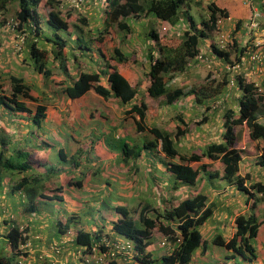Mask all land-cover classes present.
Masks as SVG:
<instances>
[{
  "label": "crops",
  "instance_id": "0c3cea01",
  "mask_svg": "<svg viewBox=\"0 0 264 264\" xmlns=\"http://www.w3.org/2000/svg\"><path fill=\"white\" fill-rule=\"evenodd\" d=\"M117 1L122 3L124 0ZM110 2L111 0H106L108 7H111ZM209 2L212 1L207 0V2H204V0H190L187 6L189 9L193 7L195 12H197L196 10L200 8V6L201 8L206 7ZM213 2L219 7L226 8L229 13L228 21H225L224 26H222L223 31L225 33H235L238 37L239 34H241L243 38L244 34L241 30L242 21H244L245 15L248 12V7L252 9V5L249 4L248 0H240V4L237 0L236 4L232 1H225L222 2V4L218 3L216 0H213ZM250 11L252 12V10ZM250 11L248 15L251 13ZM80 12L81 16L87 17L88 22L84 26L78 21L74 22L81 27L82 32H78L70 26L68 31L71 36L69 38L72 39V41L80 40V42L83 43L87 41L88 38L95 37L96 33H101V42H97V44L102 47V51L107 54V56L113 55L115 47L119 48L124 57H126V60L120 63L113 61L112 64H115L118 71L132 86L136 87V85L139 84L140 89L144 83L145 73L149 68L150 52L152 51V55L155 57L159 56L158 50L155 47L156 41L147 35L148 31L152 28L156 29L159 27L158 35L160 38H162L161 34L164 33L176 34L179 36L181 32L186 29L188 24L183 12H180V18L173 25H169L151 15L146 16L145 14H142L145 15V17L142 16V18H135L132 15L126 18L123 17L121 20L125 25H129V32L132 31L135 25L139 26L136 34L140 36L138 37L134 34V38L130 37L132 33L125 36L123 31L118 30L119 28L116 22L108 23L103 6L96 0H85L80 7L79 13ZM181 13L186 22L181 21ZM8 14L9 12L5 11L3 8L0 11V38H2V42H0V84H3L1 85L0 93L5 94L3 92V89L7 90L5 88V82L9 83L8 86L11 87V76H16L22 78L23 83L28 86L29 95L32 98L22 95L17 97V100L22 102L29 111L18 110L14 108L13 103H10V106L4 104L0 105V153H2L3 156V161L0 164V185L3 184V187L0 189V210L2 211L0 215V239H3V242H0V249L3 247V251L1 252L2 256L9 257L13 262L17 263L20 260V253L12 250L4 237L9 227L13 225L19 226L21 229L25 227L28 236L25 242L21 244L23 245V251L27 253V261H23L21 264H32L30 260H33L35 251L40 249H43L39 251L40 253L45 251V242L49 235H51L52 240H59L63 246L62 253L58 256L59 259L64 258L70 262L65 263V261H61L60 264H72L77 262L75 253H73V247L76 245L75 239L77 232L80 230L93 233L95 230H98L99 233L109 234V231L112 230L113 222L118 217L117 213L114 211V207L117 205L125 206L129 209L130 213H136L135 217H137L138 211L144 206L150 205L162 211L163 209H171L184 198L203 193L207 196L206 206L211 207L213 211V206L216 208L217 206L222 207V209L230 207L235 197L234 193L240 191L237 190L233 184L227 183L222 178L224 165L220 160L211 161L208 158H203L200 162H191L190 165L194 169L198 168L202 163L207 164V167L205 171L199 173L194 185L189 186L180 184L174 179L166 166L159 161V157L162 156V154L158 152L156 154L149 149H139V145L142 143L135 145V141L142 133L146 134L147 137L144 138L146 140L152 139V137L146 130L137 134L136 121L139 118L136 114H125V110L129 108L128 104H122L117 98L104 99L93 90L87 91L78 98L71 99L65 95L63 89L66 85L71 84L80 71H99L103 67L104 61L99 54L95 53L93 45H91L92 48L90 47L89 52L91 56L90 59L93 61L92 66L88 67L80 62L79 66L87 67V69L76 66L74 70H71L69 66H74L75 61L68 60L67 51L65 60L62 59L66 72L62 71L63 68L59 65V62V69L56 65L52 70L51 67H48V60L51 61V63L53 62V64H55L57 60L59 61V59H56L57 52H54V50L52 51L49 45L51 51L49 54L46 51V55L48 54V56L45 59L44 68L46 67L47 71L51 74L46 76L43 72H40L35 65L33 66V64H35L34 59L31 57L30 51L26 48V44H28L29 47V43L33 41L37 43L39 40L42 41V38L26 32L22 47L20 49L15 48L18 33L8 27L10 26L7 23L9 19ZM190 14L192 15V13ZM203 15H207V13ZM147 18L151 19V24L146 23L145 19ZM193 18L195 19L194 16ZM195 20L197 21V19ZM239 20H241V24L239 28L236 29V24ZM261 20L258 29L248 32V38L251 39V44H253L254 47L248 49V52L246 51L242 57L245 60L242 73L247 74V78L258 86L260 94L263 95L262 103L264 105V67H261L260 71L258 69L254 71L251 67L252 65H257V61H250L249 58V54L264 50V19ZM111 23L112 25L110 28H113V31L108 32L107 25ZM8 35L12 36V43ZM206 43V39L202 40L199 45L200 48H203ZM256 43H260V46H255ZM45 47L47 50V44H45ZM247 55L249 59H247ZM217 61L222 64L219 58H217ZM17 62L21 63V70L13 67V64ZM194 65H197V67H194ZM204 65L205 64L202 62L194 61L190 68H186L184 71L179 72V75H177V73L173 76L174 83L177 85L194 84L185 82L188 80L194 81L195 77L203 71ZM220 68L223 69L221 65ZM55 72H58L59 76H57ZM179 79L180 81H184L179 83L177 81ZM102 80L103 83H105V77H103ZM5 95L9 96L10 90ZM238 95L239 91L237 86H235L233 97L236 98ZM149 99L161 100V102L158 103V107H161L158 108L155 113L156 120H150L154 115H148V117H146L143 122L146 127L155 124L160 128L170 131L173 135L178 128H186L185 134L181 136V141L178 143L179 148L177 149L180 154L189 155L191 153H199L208 143L220 142L222 140V123L219 121L217 112L211 109L209 111V118L203 121V115L201 113L202 108L195 104L193 97L188 96L178 99L170 105L165 104L162 97L158 99L146 97L145 102L148 107ZM229 99H231V97ZM37 105H44L46 107L44 111L45 118L38 120V122L34 120ZM187 109H189V113L185 112ZM191 112L196 114L195 119H192L194 121L193 127H191L189 123L190 118L188 117L189 114H192ZM77 116L79 119L76 118ZM261 116L264 117V113L258 114V117ZM3 118H7V122H5ZM168 120L169 124L167 125L165 122ZM10 121H17L18 125L22 124L24 128L9 124ZM44 122H47V129L56 131L57 134L60 131L59 136L62 138V146H59L58 149L55 147L52 149L41 148L40 146L36 147L38 145L30 148L28 145V139L26 137L28 128L35 126V128L40 129L42 124L44 125ZM63 131L65 133H63ZM69 136H71V138ZM10 137H19L21 140L15 143L9 140ZM96 137L98 141L95 140V146H97V144L100 145V151H102L101 156L103 158L98 160V162L100 161V163L103 164L101 172L102 180L100 179V181L90 184L91 180H89L88 177L86 178L87 180L84 181L85 176L82 180H75L74 177L68 176V173H72L73 169H79V167L75 169L78 163L70 166L67 164L68 159L73 158L76 154L80 155V159L84 161L88 160L89 154L93 158L92 163L84 164L87 168H91L92 170L100 169L101 166H98V162L95 160L98 155L92 153L94 142H91V140ZM122 137L131 138L130 142L123 141L122 143L129 145L127 147L128 153L140 150L137 156H125L120 145H115L114 149H112L107 144L109 143L107 140L109 138L121 140ZM184 138L185 140H183ZM84 139L85 141L91 139L90 142L86 143V148L88 147L90 149L87 155L85 151L79 152L81 149L79 142ZM187 140H189L190 143L186 142ZM241 141L242 142H238V147L243 149L242 160L239 164V173L241 175L248 173L249 179L245 181V185L248 186L255 181L264 183V165H260L257 163V160H255V158L260 155L257 146L261 145V142L247 139L245 130L242 133ZM12 153L17 155H30L31 158L37 161V164H31L29 169H15L16 171L14 170V172L10 173L4 160L11 159L10 156ZM62 156H64L65 159L62 158ZM51 158L57 163L55 166L54 162H50ZM175 160L177 161V159ZM59 161L61 163H59ZM80 167L85 168L83 164ZM91 169H89L90 173L95 174ZM215 171L219 173L218 177H207L206 173H215ZM44 175L46 176L45 178ZM169 179L173 180V182H169ZM207 179H213L216 183L214 185L212 183L211 190L209 189L210 191L207 190V192L204 193L201 192V187L205 186ZM75 181L78 182V185L86 188L89 193L93 190V192L90 193V195L93 196L98 194L97 188H107V193L111 191V187L115 188L114 193L117 197L116 200H112L105 210L97 209L99 216L108 221H106L105 226L96 227L95 224L89 225L88 219L89 216H91V210H84L83 207L76 208V203L70 202L69 200L66 202L74 209L70 208L69 205L61 206V213L56 215L52 224H49L43 219L40 222L32 220V224L25 222L31 215L35 216L36 209L41 208V201H64L68 196L67 192L64 190L65 185L74 187ZM238 194L239 193H237V197L239 199L237 202H240L241 197ZM90 195L80 194L81 197ZM131 199H135L136 201L133 207H131L132 204H128V201ZM31 200L34 201L36 205V208L34 206L33 212L29 211L32 207V204H29ZM251 201L252 199L250 203ZM214 202H216L217 205H215ZM250 203L245 204V207H241L239 212L246 213L250 211ZM253 211L258 216L259 222L262 221L263 223L259 227L257 236L252 240L256 257L250 262L251 264H264V201L257 203ZM223 214L224 211L220 212V215L224 218L225 216H223ZM7 216H9V218H7ZM22 220L25 221L22 222ZM69 221H72L71 225L68 224ZM205 225H203L205 227L204 229H202L203 226L200 229L203 239L206 241V251H203L201 247L196 249L188 264H236L233 261L234 258H236L233 251L226 248L223 249L224 247L212 243H210L211 246H209V242L204 236L211 233L212 227H209V224ZM49 228L50 230H48ZM225 230L226 232L223 237L228 239L235 231L234 219L228 224ZM58 232L59 235H57ZM156 233H158V236H156ZM156 233L154 232L153 234L154 239L162 236L159 232ZM159 239L162 240V238ZM40 242H42V248L38 247ZM154 242L155 241H153L152 247L157 248L156 245L158 244L155 245ZM256 242H260L259 247L256 246ZM25 243H29V245L24 246ZM46 252L47 251L44 253ZM246 257H249V255L247 254ZM243 260L249 261L248 258H243Z\"/></svg>",
  "mask_w": 264,
  "mask_h": 264
},
{
  "label": "trees",
  "instance_id": "16d2710c",
  "mask_svg": "<svg viewBox=\"0 0 264 264\" xmlns=\"http://www.w3.org/2000/svg\"><path fill=\"white\" fill-rule=\"evenodd\" d=\"M189 1L124 0L119 3L117 0H111V7L105 10L107 12V22H116L119 30L123 31L125 35L130 33V29L129 25H125L121 19L131 15L135 18H139L142 14L151 15L169 25H173L180 18V12H183L188 24L186 29L178 36L176 44L163 42L158 32L153 29L148 31L147 35L156 41L155 47L159 56L155 57L152 55V51L150 52L149 68L145 73L144 83L140 91H138L139 87L132 86L118 71L115 64H112L113 61L120 63L126 60L119 48L115 47L113 55L107 56L102 51V47L97 44V42H101V33H96L95 37L88 38L85 41V45L80 40H77L81 49L87 48L90 50V47L92 48L91 45H94L97 53L103 59L104 65L99 71H80L78 76L73 79L71 84L66 85L63 91L67 97L72 99L82 96L89 90H93L104 99L117 98L122 104H128L129 108L125 110V114H136L139 118L136 121L137 134L146 130L152 137V139H144L142 144L139 145V149H149L156 154L157 152L162 154L159 157V161L166 166L167 170L180 184L194 185L199 173L205 171L207 167V164L202 163L198 168L194 169L190 165L191 162H200L203 158H208L211 161L220 160L224 165L222 178L227 183L233 184L237 190L247 196L246 204L250 203L251 199L252 201L250 203L251 210L247 215L239 214L235 217L233 235L228 239H225L222 235H217L211 242L252 261L256 257L252 240L257 236L259 227L263 223L262 221L259 222L258 216L253 210L257 203L264 201V183L255 181L247 186L245 181L249 179L248 173L245 175L239 173L243 149L238 147L241 131L237 128L244 126L247 139L261 142V145L257 144V150L260 155L256 160L260 165H264V124L258 121V114L264 112L263 95L259 93L254 82L249 80L240 70L235 72L233 78L239 95L231 99L226 94V87L232 77V72L230 73V71L225 70L224 72V69L220 70L216 76L214 72H208L204 82L196 86L192 84L177 85L173 80L171 81V78L175 73L184 71L187 60L193 58L199 51L204 49V47L200 48L199 46L202 40L206 39L208 41L211 39V54L223 60L224 64L230 62V66L240 63L245 52H248V49L254 47V45L251 44V39L248 37L245 44L241 43L242 37L239 43L234 41L229 46L235 53L232 61L230 59V48L228 50H220L215 45L216 34L220 30L218 21L219 19L226 21L229 18L227 9L217 6L213 1L209 2L205 12L207 15L201 14L200 20L196 21L187 6ZM7 2L10 4L8 5ZM182 7H186L184 11H181ZM2 8L13 14L12 23L8 26L10 29L17 30L21 34L29 32L32 35L41 37L44 42L51 43L54 52H57L56 59H59L58 62L63 68L62 71L66 72L62 59L65 60L66 44L69 38L67 36L62 38L57 31L64 30L65 34L71 35L68 31L71 26L76 31L82 32L79 25L71 22L72 12L76 9L79 13L80 6L69 4L68 0H0V11ZM77 21L82 25H86L88 22L85 16H80ZM42 24H45L49 30H53L56 33L52 32L53 34L50 35L44 33L41 28ZM240 24L241 20L236 24V29L239 28ZM207 50H209V47ZM29 51L34 59L35 67L46 76H49L51 73L47 71L46 67L44 68L46 50L40 48L38 43L33 41L29 43ZM103 77L106 79L105 83H103ZM10 80V95L6 96L0 93V105L10 106L9 104L13 103L14 108L29 111L22 102L17 100L19 95L32 98L29 95L28 86L23 83L20 77L11 76ZM188 96L193 97L195 104L202 108L203 121L209 118L211 109L217 112L219 121L222 123V140L208 143L199 153L182 155L179 153L175 143L180 141L181 136L186 132V128H178L173 135L170 131L155 124L146 127L143 122L149 114V107L145 102V98L158 99L162 97L165 104L170 105L178 99ZM45 109L44 105H37L34 114L36 122L45 118ZM114 146L109 145L112 149H114ZM128 146L125 143L120 145L125 156H137L139 154L140 150L128 153ZM2 158V153H0V164L3 161ZM62 158L65 159L64 156ZM4 163L7 164V168H25L23 165L21 167L15 166L14 163L10 162V159H5ZM206 175L208 178H215L219 176V173L217 171L215 173L208 172ZM206 202L207 196L203 193H198L193 197L182 199L171 209L160 211L150 205L144 206L138 211L137 217L130 213L125 206L117 205L114 207V211L118 217L113 222L112 230L123 236V239L127 240L129 245L122 250L121 254H116L111 259H107L106 264H188L196 249L201 247L203 251H206V241L203 239L200 228L213 215V210L211 207L206 206ZM29 204H32L29 211L33 212L34 206L36 208L34 201L31 200ZM155 231L162 235L163 239L161 242L164 241L165 245L157 246V248L152 247ZM96 234L80 230L77 232L73 253H75L78 260L72 264H99L91 256L85 261L79 258L81 257L79 255L81 250L84 253L92 251L93 241H99V239L94 237ZM57 235H59V232ZM100 236L102 234L99 233V238ZM4 237L10 248L20 253V264L23 261H27V253L23 251V245H21L28 238L25 227L21 229L19 226L13 225L9 227ZM45 243L44 250L47 252L40 253L39 251L43 249L35 251L34 256L32 255L33 260H30V263L60 264L61 261L69 262L64 258L59 259L58 257L61 255L63 247L59 240H52L51 235H49ZM38 247H43L42 242L38 244ZM160 249L162 251L159 252L158 250ZM94 253L99 254L100 250L96 249ZM246 253L249 257H246ZM0 264L19 263L13 262L11 258L0 254Z\"/></svg>",
  "mask_w": 264,
  "mask_h": 264
},
{
  "label": "rangeland",
  "instance_id": "374dc122",
  "mask_svg": "<svg viewBox=\"0 0 264 264\" xmlns=\"http://www.w3.org/2000/svg\"><path fill=\"white\" fill-rule=\"evenodd\" d=\"M210 1H213V0H210ZM216 1L218 3H221V4H222V2H225V1H232L234 4H236V0H216ZM237 1L240 4V0H237ZM204 2H207V0H204ZM248 2H249V4L252 5V9H251V7L250 8L248 7V9H247L248 12L245 15L244 21H242V28H241V30H242V32L244 34V37L242 38L241 43H243V44L246 43L247 37L249 36V34H248V32H249L248 31V27H247V25H245L246 22L250 20V16H251L250 14L251 13L248 15L249 11L256 9L258 13H260V14L263 13L262 15L255 16L253 18L255 21L261 22L262 21L261 19H264V9H263L261 0H248ZM8 4H10V3H8ZM185 8L186 7H182L181 8V11H184ZM196 11L197 12H195V9L193 7L190 9V13H192V15L198 21L200 19V16H202L203 14H205L206 7L201 8V6H200V8H198ZM80 16H81V12L77 14L76 9H74V11L71 14V22L72 23L76 22L77 19ZM142 16L145 17V15H141L139 18H142ZM8 18L9 19H8L7 22L12 23V21H11L12 18H13L12 12H10L8 14ZM145 21H146L147 24H149V23L151 24V19L147 18V19H145ZM181 21L186 22L185 21V18L182 15V13H181ZM4 22H5V19H4ZM109 25H107L108 26L107 27L108 32H112L113 31V28H110L111 25H112V23L109 24ZM222 26H224V24ZM113 27H114V24H113ZM41 28H42V31L44 33H48V34L51 33V34H53L55 32L53 30L52 31L49 30L45 26V24H42L41 25ZM109 28H110V31H109ZM137 29H139V26L135 25L132 28V31L130 32V33H132V34H130V37H134L135 38L134 34H136ZM153 29H155V28H153ZM158 29H159V27H157L155 29V31L159 32ZM221 32H224L222 28H221ZM57 33L62 38H66V36L69 38L71 36L69 34H65L66 32L64 30L57 31ZM218 34H216V36ZM128 35H129V33L126 34L125 36H128ZM161 35H162L161 36L162 37L161 39H162L163 42L166 41L167 43H173V44H176L178 42V40H177L178 35H176V34H173L172 35V34L164 33V34H161ZM137 36L139 37L140 35L138 34ZM8 38H10V41L12 43V40H13L12 36H9ZM71 40L72 39L67 40V44H66L67 48H66L65 52L68 51V60L74 59V56L76 57L75 59H77V60L74 59L75 60V64H74V66L73 65L69 66L70 69L71 70H74V67H76V66L80 67L79 66V63L80 62H81V64L86 65L88 67L92 66V62L93 61H92V59H90V55H89L90 50H88L87 48L81 49L80 48V44H79L78 41L72 42ZM0 42H2V38H0ZM137 42H139V41H137ZM210 42H211V39H209L208 42L206 43V45L203 46V47H204V50H206L207 57L209 59H212V56H211L212 54H211V50H210L211 47H209L210 46ZM45 44H47V50H46ZM83 44L85 45V42H83ZM49 45L51 46L50 49L53 51V45L51 43H49V42L46 43L43 40L40 41V42H38V46L40 48H42V49H45L48 52V54L51 51L49 49ZM95 45H97V44L95 43ZM26 46H27L26 47L27 50H29L28 44H26ZM208 47H209V50H207ZM230 49H231L230 50L231 51L230 59L233 61L234 60L235 53L232 50V48H230ZM48 54L47 55L45 54L46 57L48 56ZM66 55H67V53H66ZM213 60H214V62L212 63L211 67L204 66L203 69H202L203 71H201L200 74L195 77V80L194 81L188 80L185 83H194L192 85H195V86L196 85H200V84H202L204 82V78H205V76H206V74L208 72H214V75L216 76L218 74V72H220V70H223V69H224V72H225V70L226 71H230V73L232 72V77L231 78H234L235 72H237V70H234V68H231V70L227 69L224 66L225 64L223 63V60H220L222 64H220L217 61V58L216 59H213ZM228 64H230V62ZM34 65L35 64H33V66ZM55 65L58 68V60L56 61L55 64H53V62L51 63V61L48 60V67H51V69H53V68H55ZM220 65H221V67H223V69L220 68ZM13 67L21 70L22 65H21L20 62H17V63H14L13 64ZM194 67H197V65H194ZM80 68L87 69V67L85 68L84 66H81ZM55 73L57 74V76H59V73L58 72H55ZM177 75H179V73ZM202 80H203V82H202ZM52 81H53V79H52ZM177 81L179 83H181L184 80L180 81V79H179ZM8 84L9 83H6L5 82V85H6L5 88L7 89V90H4L3 89V92L5 94H7V92H9V90H10V87L8 86ZM1 85H3V84H1ZM136 87H139V84L136 85ZM138 89L140 91V87ZM234 90H235V85H232V84L229 83V85H227V87H226V94L228 96H230L231 98H233ZM148 101H149V114L148 115H154L152 117L150 116L151 117L150 120H152V119L156 120L155 113L157 112V109L161 107V106L158 107V103L161 102V100H151V99H149ZM263 109H264V105H263ZM185 112L186 113H189L190 111H189V109H187V110H185ZM263 113H259V114H263ZM195 115L196 114L192 113V114H189V116H188L190 118L189 123L191 124V127H193L194 121L192 119H195ZM76 118L79 119L78 116ZM3 119L5 120V122H7V120H8L7 118H3ZM46 123L47 122H44V125L42 124V126H41L40 129H37V128H35V126H32V127H29L28 130L26 131L27 132L26 133V137L28 139V145L30 146V148H33L34 146L38 145L36 147H39L40 146L41 148H49V149H52L53 147H55L56 149H58L59 146H62V138L59 136L60 131L57 134L56 131L47 129ZM49 123H52V122H49ZM165 123L168 125L169 124V120L167 122H165ZM9 124H13V125H15L17 127L24 128V125H22V124L21 125H18L17 121L16 122L10 121ZM191 129H193V128H191ZM237 129H239L241 131V136H242L243 130L245 129L244 126L243 127H238ZM63 133H65V132L63 131ZM69 137L71 138V136H69ZM146 137H147L146 134H143V133L140 134L139 137H138V139L135 141V145L136 144H139V143H142L143 139L146 138ZM9 140L10 141H14L16 143L19 140H21V138H19V137L18 138L17 137H10ZM90 140L91 139L85 141V139H84V140H81L79 142V145L81 147V149L79 150V152L80 151H85L86 152V155L90 152V149L88 147L86 148V143L90 142ZM92 140H91V142H94V146H93L94 148H93V152L92 153H96L98 155L97 159H95L96 162H98V160L103 159L102 156H101V152L102 151H100L101 147H100L99 144H97V146H95L96 145L95 140L98 141V138L97 137L96 138H92ZM107 140L109 142L107 144H109V145L110 144L111 145H117L118 146V145H121L123 141L130 142L131 138H129V137H127V138L122 137L121 140H118L116 138H111V139L109 138ZM183 140H185V138ZM180 141H181V139H180ZM180 141H178V142L175 143V145H176L177 148H179V144L178 143ZM186 142H189L190 143L189 140H187ZM240 142H242L241 141V137H240ZM4 152H5V150H4ZM10 157H11L10 162L14 163L15 166L18 165L19 167H21V165H23L25 167V168H20V170H25L27 168L29 169L30 166H31V164H37V161L35 159L31 158L30 155L27 156V154L17 155L15 153H12ZM256 159L257 158H255V160ZM92 160H93V158L89 154H88V160H85V161L82 160V159H80V155H77V154L74 155L73 158H69L68 161H67V164L70 166V165H73V164H77L78 163V166L75 169H77L78 167H79V169L78 170H74L73 169V172L72 173H68V176L74 177L75 180H82V178H84V176H85L84 181H86L87 180L86 178L88 177L89 180H91V183L90 184H92V182H98V181H100L101 175H102L101 172H102V166H103V164L100 163V161L98 162V166H101L100 169H98V170H92L91 168H87V166L84 164V163H92ZM50 162H54L52 158L50 159ZM59 163H61V162L59 161ZM43 164H45V163H43ZM56 164L57 163L54 162V166ZM82 164L85 166V168H81L80 167ZM15 169H17V168H15V167L13 169L12 168H9L10 173L14 172ZM89 169H91L92 171H94L95 174H91L90 171H89ZM45 177L46 176L44 175V178ZM169 180H170L169 182H171V183L173 182V180H171V179H169ZM212 183L214 185L216 183V181L213 180V179H207V182H206L205 186L204 187H201L202 188L201 189V192H204L205 193V192H207V190H209V189L211 190ZM224 185H226V184H224ZM2 187H3V184L0 185V189ZM111 188L113 190L111 189V191L108 192V193H107V188H97L96 190H97L98 194H96L95 196H93V195H90V193L93 192V190L89 193L86 188H83V186L78 185V182L75 181L74 182V187H71L69 185H65V187H64L65 192H67V194H68V196H67L68 199L65 198L64 201H60V200L59 201H57V200H49V201L44 200V201H41V203H40L41 208H37L36 209L35 216L31 215L30 217H28L26 219V221L25 220H22V222L25 221L26 223H31L32 224V220H35L37 222H40L43 219L46 222H48L49 224H52L53 221H54V218H56V215H58L59 213H61V211H60L61 206L69 205V203L66 202L67 200H69L70 202L72 201V202L76 203V206H75L76 208L83 207L84 210H91L90 211L91 216H89V219H88L89 225L95 224L96 227H98V226L99 227L105 226L107 220H105L104 218H102V217L99 216V214L97 213V209H99V210H105L106 207L108 205H110V203H111L112 200H116L117 197H116V195L114 193L115 188L114 187H111ZM237 193H239L238 195H240V197H241L240 202H237V200L239 199L237 197ZM237 193H234V196L235 197L233 198V203L230 204V207H225L224 209H222V207H218L217 206V208H216L215 206H213V209H214L213 215L209 218L208 223H207V224H209V227H212V231L207 236H204L207 239V241L209 242V246H211L210 243H212L211 241H212V239L215 236H217V235L224 236L225 235V232H226L225 229L227 228L228 224H230V222L233 219H235V217L237 215H239V214L247 215V212H249V211H247L246 213L239 212V210H240L241 207H245L247 196L243 192H237ZM80 194H86V195H90V196L81 197ZM128 204L129 205L132 204L131 207L135 206V204H136L135 199H131L130 201H128ZM214 204L217 205L216 202H214ZM92 205H94V206H92ZM69 207H70V205H69ZM70 208H72V207H70ZM72 209H74V208H72ZM223 211H224L223 216H225L224 218L220 215V212H223ZM68 212H70V211H68ZM1 214H2V211L0 210V215ZM132 214L134 216H136V213H132ZM7 218H9V216H7ZM50 219H52V220H50ZM17 221L21 222L20 220H17ZM68 224L71 225L72 224V221H69ZM225 224H226V226H225ZM204 228L205 227L203 226L202 229H204ZM48 230H50V228ZM156 232L157 231H155V233ZM109 235L112 238H119V239L120 238H123V236L119 235L118 233L114 232L113 230L109 231ZM156 236H158V233H156ZM159 238H162V236H159L158 238L154 239L155 245L157 243L159 245V243L161 241ZM0 242L2 243L3 242V239H0ZM259 243L260 242H256L255 243L257 247H259ZM158 247H160V245ZM2 249H3V247H1V249H0V254L3 251ZM223 249H225V248H223ZM158 251L160 252L162 250L160 249ZM156 253H157V251H156ZM235 257L236 258H234L233 261L236 264H251L250 261L243 260V258L239 254H235Z\"/></svg>",
  "mask_w": 264,
  "mask_h": 264
},
{
  "label": "built area",
  "instance_id": "2783aa9c",
  "mask_svg": "<svg viewBox=\"0 0 264 264\" xmlns=\"http://www.w3.org/2000/svg\"><path fill=\"white\" fill-rule=\"evenodd\" d=\"M82 0H68L69 4L74 5V6H78L80 5ZM262 6L264 7V0H261ZM261 15L260 13L257 12V10H253L251 16H250V20L246 22L245 25H247L248 30L252 31L254 29H258L260 26V23L255 21L253 18L255 16H259ZM223 22V19H219L218 21V25L219 27H221ZM241 36L236 35L233 36L230 33H225V32H220L219 35L217 36L216 40H215V45L217 46L218 49L220 50H228L229 46L231 44L234 43V41H240ZM23 40V36L20 37L19 42H22ZM255 46H260V43H256ZM17 48H20V43H17ZM249 58L250 61H257V65H252L251 69L255 70H259L261 69V67H264V50L261 52H253L251 54H249ZM248 55H247V59ZM196 60H198L199 62H202L204 64H206V66L211 67L213 60L209 59L207 56H205V54L203 52H199L196 57ZM245 64V60L244 58L241 59L240 63H235L234 65L230 66V64H225V67L227 69L230 68H234L235 70H240V72H242L243 69V65ZM244 75L246 77L247 74L244 73ZM233 80V79H232ZM256 85V84H255ZM94 243V244H93ZM93 249L90 253H84L82 250L81 252L83 253H79V255H81V259H83L84 261L88 259L89 256L95 258L96 262H98L99 264H106V262L108 261L107 259H111L112 257H114L116 254H121L122 250L129 245V242L127 240L124 239H119V238H114L111 239L109 237L106 236H100L99 241H93ZM29 243H25L24 246H28ZM161 245H165V242L162 241ZM101 248V249H100ZM96 249L100 250L99 254L94 253V251ZM124 257V256H122ZM118 258H120L118 256ZM81 264V263H79Z\"/></svg>",
  "mask_w": 264,
  "mask_h": 264
},
{
  "label": "clouds",
  "instance_id": "9594fccd",
  "mask_svg": "<svg viewBox=\"0 0 264 264\" xmlns=\"http://www.w3.org/2000/svg\"><path fill=\"white\" fill-rule=\"evenodd\" d=\"M85 0H82L81 1V3H80V7H81V5L83 4V2H84ZM99 4L101 3V5L103 6V8H104V12H105V10H107V8H108V5H107V3H106V0H96ZM256 10V9H255ZM252 12H253V10H252ZM252 12H251V14H252ZM105 13H107V12H105ZM250 14V15H251ZM261 15H262V13H261ZM200 20V19H199ZM226 21H228V19L226 20ZM9 25H11V23L10 22H7ZM225 23V21H223L222 22V25ZM260 23V22H259ZM222 25H221V27H219L220 28V30L218 31V33H220L221 32V28H222ZM235 28V27H234ZM153 29V28H152ZM154 31H155V29H153ZM14 31H17V30H14ZM159 31V30H158ZM249 31V30H248ZM157 32V31H156ZM17 33H18V31H17ZM51 33H49V35H50ZM231 34V33H230ZM25 33L24 34H21V33H18V36H17V42L15 43V48H17V43H20V48L22 47V45H23V43H24V41H25ZM219 35V34H218ZM217 35V36H218ZM231 35H233V36H236L237 34H231ZM240 36H241V34H239ZM21 36H23V40H22V42H19V40H20V37ZM217 36H216V38H217ZM242 37V36H241ZM70 40V39H69ZM216 40V39H215ZM72 41V40H71ZM74 41V40H73ZM72 41V42H73ZM39 41H37V43H38ZM208 42V41H207ZM238 43H239V41H238ZM94 46V45H93ZM209 47H211V43H210V46ZM217 47V46H216ZM20 48H17V49H20ZM94 50H95V53L96 54H98L97 52H96V47L94 46ZM199 52H203L204 54H205V56H207L206 55V53H205V51L204 50H201V51H199ZM198 52V53H199ZM197 55V54H196ZM196 55L193 57V58H191V59H188L187 60V65H186V68H190L191 66H192V64H193V62L194 61H198V60H196L195 59V57H196ZM212 56H214V57H216V58H218L216 55H214V54H212ZM214 57H212V60L213 59H216V58H214ZM213 62H214V60H213ZM225 64H227V63H225ZM204 66H206V64L204 65ZM225 66V65H224ZM208 67V66H207ZM185 68V69H186ZM184 69V70H185ZM52 70V69H51ZM180 72H182V71H180ZM177 73H179V72H177ZM177 73H175V74H177ZM233 78H231V80H230V84H232V85H235L236 86V84L234 83V79L232 80ZM173 80V77L171 78V81ZM174 81V80H173ZM255 84V83H254ZM256 86V88H257V90L259 91V93H260V90L258 89V86L257 85H255ZM181 99V98H180ZM258 121H260V122H262L263 124H264V117H258ZM93 233H97L94 237L95 238H97V239H99V232H98V230H95ZM100 234H102V236H106V237H109V238H111V239H114V238H112V237H110V235L108 234V235H106V233H100ZM98 236V237H97ZM120 239H123V238H120ZM158 244V243H157ZM159 245L161 246V241H160V243H159ZM159 245H157V246H159ZM77 260H78V258H76ZM191 261V260H190ZM18 263L20 264V261H18Z\"/></svg>",
  "mask_w": 264,
  "mask_h": 264
}]
</instances>
